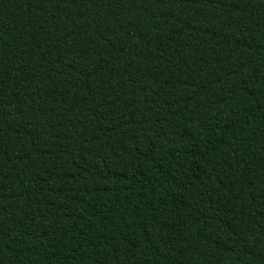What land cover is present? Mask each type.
<instances>
[{
    "label": "trees",
    "instance_id": "1",
    "mask_svg": "<svg viewBox=\"0 0 264 264\" xmlns=\"http://www.w3.org/2000/svg\"><path fill=\"white\" fill-rule=\"evenodd\" d=\"M0 264H264V0H0Z\"/></svg>",
    "mask_w": 264,
    "mask_h": 264
}]
</instances>
